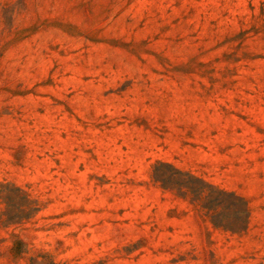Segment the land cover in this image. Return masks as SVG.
<instances>
[{"label": "rangeland", "instance_id": "rangeland-1", "mask_svg": "<svg viewBox=\"0 0 264 264\" xmlns=\"http://www.w3.org/2000/svg\"><path fill=\"white\" fill-rule=\"evenodd\" d=\"M0 264H264V0H0Z\"/></svg>", "mask_w": 264, "mask_h": 264}, {"label": "trees", "instance_id": "trees-1", "mask_svg": "<svg viewBox=\"0 0 264 264\" xmlns=\"http://www.w3.org/2000/svg\"><path fill=\"white\" fill-rule=\"evenodd\" d=\"M176 170V169H175ZM175 174H181V172H179V171H175ZM186 175V174H185ZM188 176H189V174H187ZM172 181H173V178H172Z\"/></svg>", "mask_w": 264, "mask_h": 264}]
</instances>
